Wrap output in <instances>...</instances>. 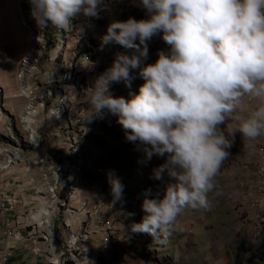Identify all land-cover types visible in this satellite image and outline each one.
<instances>
[{
	"label": "rangeland",
	"instance_id": "obj_1",
	"mask_svg": "<svg viewBox=\"0 0 264 264\" xmlns=\"http://www.w3.org/2000/svg\"><path fill=\"white\" fill-rule=\"evenodd\" d=\"M23 1L27 21L21 17L15 32L4 30L0 47V197L16 200L12 215L21 221L37 216L44 233L54 226L60 251L86 230L94 212L84 183L111 188L109 175H115L124 185L115 207L123 240L102 251L99 264H264V219L251 206L264 135L243 139L235 130L239 120L227 119L220 127L232 145L217 177V191L210 193L211 209L185 208L166 235L133 232L132 225L145 214V190L162 196L171 182L166 174L153 178L164 158H146L143 146L126 139L116 116L105 112L86 119L88 105L78 91L84 96L86 82L90 87L118 53H133L115 41L101 47L108 26L130 16L145 18V12L138 0H101L98 17L79 14L63 29L50 24L39 28L29 0ZM90 39L96 73L87 79L75 67L79 49ZM155 44L149 41V50ZM143 63H150L149 54ZM138 72L130 69L127 83L112 82L111 94L128 99L138 92L144 82ZM256 105V100L244 98L234 117L245 118ZM69 262L81 264L83 259Z\"/></svg>",
	"mask_w": 264,
	"mask_h": 264
},
{
	"label": "clouds",
	"instance_id": "obj_2",
	"mask_svg": "<svg viewBox=\"0 0 264 264\" xmlns=\"http://www.w3.org/2000/svg\"><path fill=\"white\" fill-rule=\"evenodd\" d=\"M100 2L29 0L39 28L50 24L59 29L79 14L98 17ZM137 6L145 18L114 21L101 38V47L115 41L133 53H118L85 90L84 102L86 119L114 115L126 139L143 146L146 158H164L153 178L166 174L171 182L162 196L145 190V214L132 225L133 232L155 237L166 235L185 208L211 209L210 193L217 191V177L232 145L221 124L239 120L235 130L249 141L264 135V0H138ZM157 35L169 47L144 64L149 41ZM130 69H139L144 81L138 92L128 99L113 96L111 83L129 82ZM72 94L76 96L74 90ZM245 97L257 105L245 118L234 117ZM108 182L113 203L121 200L120 179L109 175Z\"/></svg>",
	"mask_w": 264,
	"mask_h": 264
},
{
	"label": "built area",
	"instance_id": "obj_3",
	"mask_svg": "<svg viewBox=\"0 0 264 264\" xmlns=\"http://www.w3.org/2000/svg\"><path fill=\"white\" fill-rule=\"evenodd\" d=\"M21 4L22 2L19 0V7ZM20 12L22 14V10ZM22 18L27 21L23 14ZM87 33L85 31L83 35L85 36ZM75 45L77 48L81 46V43ZM79 50L80 56L76 55V58L78 57L76 72L89 79L95 73L94 59H96V50L91 39L85 41L83 48ZM84 87L88 88V83ZM78 96H80L79 99L84 97L81 91H78ZM245 99L251 100L252 98L245 97ZM254 189L256 197L251 206L264 219V148L260 152V164L256 170ZM83 190L95 203L89 226L73 240L72 245L60 249V251H58L54 237V226L49 227L52 228V232L44 233L41 231L43 223L37 216L26 221H21L19 218L13 220L9 215L15 212L16 200L6 195L0 197V215L3 219L2 226L4 228L3 236L0 239V264H11L20 247L30 251L36 258L37 264H66V260L77 259H83L81 264H99L102 251L105 252L111 247L120 246L123 235L121 223L116 219L115 207L118 201L113 203L111 188L104 189L98 185L85 182ZM93 235L101 238L91 251L85 248L83 244L88 243Z\"/></svg>",
	"mask_w": 264,
	"mask_h": 264
},
{
	"label": "crops",
	"instance_id": "obj_4",
	"mask_svg": "<svg viewBox=\"0 0 264 264\" xmlns=\"http://www.w3.org/2000/svg\"><path fill=\"white\" fill-rule=\"evenodd\" d=\"M17 0H0V47L4 45V30L15 32L16 28L21 26L19 18H21V13L18 14ZM137 17V15H135ZM6 27V28H4ZM22 30V29H21ZM23 33V32H22ZM150 43L153 46V43H156L154 48L149 50L150 55V63H153L157 59L158 50H167L168 45L163 41L160 35L154 36ZM13 212V214H15ZM16 220L18 216L12 215L9 216ZM262 220V216H259ZM263 221V220H262ZM264 222V221H263ZM4 228L2 226V219L0 220V239L3 236ZM101 237L97 235H93L91 240L83 244L85 248L90 249L91 251L94 249L96 244L98 243ZM59 240L56 241V245H59ZM69 260H66V263ZM11 264H37L36 258L32 255V253L23 247H20L16 252V257L12 259Z\"/></svg>",
	"mask_w": 264,
	"mask_h": 264
},
{
	"label": "trees",
	"instance_id": "obj_5",
	"mask_svg": "<svg viewBox=\"0 0 264 264\" xmlns=\"http://www.w3.org/2000/svg\"><path fill=\"white\" fill-rule=\"evenodd\" d=\"M66 264H73V263H71V262H67Z\"/></svg>",
	"mask_w": 264,
	"mask_h": 264
},
{
	"label": "bare ground",
	"instance_id": "obj_6",
	"mask_svg": "<svg viewBox=\"0 0 264 264\" xmlns=\"http://www.w3.org/2000/svg\"><path fill=\"white\" fill-rule=\"evenodd\" d=\"M47 211V210H46ZM47 213H45L43 216H46Z\"/></svg>",
	"mask_w": 264,
	"mask_h": 264
}]
</instances>
